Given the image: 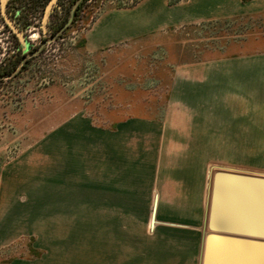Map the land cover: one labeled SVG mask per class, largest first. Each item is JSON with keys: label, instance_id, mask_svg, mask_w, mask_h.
Returning a JSON list of instances; mask_svg holds the SVG:
<instances>
[{"label": "rangeland", "instance_id": "obj_1", "mask_svg": "<svg viewBox=\"0 0 264 264\" xmlns=\"http://www.w3.org/2000/svg\"><path fill=\"white\" fill-rule=\"evenodd\" d=\"M1 1L0 264H203L214 174L264 178V13L91 50L138 0H5L27 46Z\"/></svg>", "mask_w": 264, "mask_h": 264}, {"label": "water", "instance_id": "obj_2", "mask_svg": "<svg viewBox=\"0 0 264 264\" xmlns=\"http://www.w3.org/2000/svg\"><path fill=\"white\" fill-rule=\"evenodd\" d=\"M5 20L27 46L24 37L5 14ZM56 0H49L43 12V29ZM264 178L216 172L208 211L203 264H264V242L248 239L255 235L264 238ZM222 234V235H221ZM232 235H244L245 238ZM238 248V249H232ZM262 248V249H260ZM215 251L223 254L216 256ZM228 258L235 260L231 262Z\"/></svg>", "mask_w": 264, "mask_h": 264}, {"label": "crops", "instance_id": "obj_3", "mask_svg": "<svg viewBox=\"0 0 264 264\" xmlns=\"http://www.w3.org/2000/svg\"><path fill=\"white\" fill-rule=\"evenodd\" d=\"M259 13H264V0H138L128 7L106 9L87 31L85 46L97 50L162 28ZM239 55H219L214 61Z\"/></svg>", "mask_w": 264, "mask_h": 264}, {"label": "flooded vegetation", "instance_id": "obj_4", "mask_svg": "<svg viewBox=\"0 0 264 264\" xmlns=\"http://www.w3.org/2000/svg\"><path fill=\"white\" fill-rule=\"evenodd\" d=\"M32 1V0H31ZM44 1L45 0H35V3H38V4H42V6H44L43 4H44ZM73 11V8L70 10V12H72Z\"/></svg>", "mask_w": 264, "mask_h": 264}]
</instances>
